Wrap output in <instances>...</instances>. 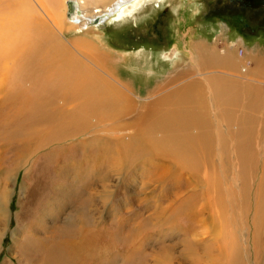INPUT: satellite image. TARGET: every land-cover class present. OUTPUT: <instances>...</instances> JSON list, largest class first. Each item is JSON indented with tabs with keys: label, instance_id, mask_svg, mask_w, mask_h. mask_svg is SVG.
I'll return each mask as SVG.
<instances>
[{
	"label": "bare ground",
	"instance_id": "obj_1",
	"mask_svg": "<svg viewBox=\"0 0 264 264\" xmlns=\"http://www.w3.org/2000/svg\"><path fill=\"white\" fill-rule=\"evenodd\" d=\"M92 1L98 3L99 0H8V32L2 28L3 32L8 33V38L6 35L0 36V44L8 39V54L5 56L1 52L5 57L0 56V146L5 145L7 149L13 150L17 168L27 165L31 158L39 157L36 155L42 149L47 151L41 159L45 163L52 161L54 165H57L66 148L81 149L82 157L77 160L72 157L75 161L71 165H76L75 171L86 167V176L83 178L86 187H90L94 180L101 183L105 190L100 191L103 200L109 195L105 184L108 176L103 173L106 168L123 174L145 167L148 170L145 185L151 180L158 184L169 179L177 181L186 175L187 184H195L200 192L195 191L184 197L170 196L168 200L173 201L160 211L158 206L154 212L159 220L164 221L163 225L169 218L183 215L191 221L197 218L199 222L202 220L205 224H211L204 229V233L208 234L205 239H194L188 234L182 238L185 261L188 264H242L250 256L248 258V254H242L241 250L247 252L250 245L258 255L259 262L256 264H264V170L256 188V183L252 182L257 171H253L256 162L236 159V156L239 158L243 155L242 149L238 148L242 146L239 142L234 158L241 167L237 171L238 176H233H237L239 187L236 190L227 187L226 196L220 195L226 192L222 185L218 186V192L216 189L211 192L210 188H215L221 180L227 182L228 177L225 176L227 170L223 167L221 155L217 152L218 138L215 137L216 158L211 146L215 135L212 129L215 127L211 126L214 121H211L204 107L207 104L202 94V82L196 80L186 83L188 80H184L183 71L178 70L173 72L174 75H164L158 79L145 94L138 93L132 84L120 77L119 67L116 71L115 64H119L120 56L115 52L112 42V45L109 43L102 47L96 39L72 41L65 35L71 29L83 30V33L92 31L93 22L96 26L95 22L105 19L111 22L132 15L137 7L148 0H112L106 5ZM67 5L71 13L67 12ZM5 6L0 3V8ZM171 51L165 55L170 61L179 55L177 48ZM203 51L200 48L199 57ZM225 53L224 56L214 55L217 57L212 58L205 55L201 61L214 67L223 64L226 70L234 72L239 66L234 60L235 55L230 51ZM201 61L195 62L201 65ZM242 71L245 72L246 68L242 67ZM223 73L231 75L230 71ZM227 83H224L225 88L231 90L233 81ZM216 88H210L209 94L213 108L218 102ZM39 93H43L40 103L44 118L31 123L28 116L25 119L22 114L24 116L29 104ZM227 95L231 101V94ZM22 118L23 125L16 126V122ZM87 134L89 136L84 137ZM218 142L221 150H225L221 140ZM219 167L224 174L222 178L218 176L220 173L217 174ZM67 169L70 171L72 168H58ZM247 172L249 178L246 177ZM97 174L102 175L95 177ZM76 177L79 176L76 174ZM125 184L128 187V182ZM91 197L90 194L89 200L81 202V219L76 222L73 219L76 217L70 218L65 226L52 231L53 235L50 236V239L55 237L61 240L59 247L72 254L74 264H84L86 259L99 257L102 252L101 245L97 243L102 242L101 233L95 235L98 229L93 228L94 222L86 212V207L93 205ZM252 197L256 200L249 225L252 208L249 202H252ZM204 198L207 200H202ZM232 198L236 200H230ZM3 202L6 203L5 197ZM227 206H231L230 209ZM237 207H242L244 211L239 224L236 222L235 225L228 212L233 214ZM204 210H207L208 218L199 219ZM221 218L224 221L218 225ZM243 220L247 228L240 233ZM230 223L234 230H239L238 233L229 229ZM132 225L126 237L135 243L133 235L140 230V224ZM244 226L241 228L245 229ZM89 246L90 250L85 249ZM259 255L262 256L261 261Z\"/></svg>",
	"mask_w": 264,
	"mask_h": 264
},
{
	"label": "rangeland",
	"instance_id": "obj_2",
	"mask_svg": "<svg viewBox=\"0 0 264 264\" xmlns=\"http://www.w3.org/2000/svg\"><path fill=\"white\" fill-rule=\"evenodd\" d=\"M111 1L92 2L106 5ZM0 3L6 5L5 8H0L2 25L0 28L8 32V13H6L8 0H0ZM67 7V12L71 13L70 6L67 5ZM245 7L250 6L246 5L244 0H148L137 7L132 15L111 22H108L109 19L95 22L96 26L93 22L91 23L94 27L92 31L83 33V30L71 29L65 35V38L72 41L85 40V38L96 39L102 47L112 42L116 48L114 51L120 56L119 64H115L116 71L119 67L120 77L132 84L138 93L145 94L153 88L151 85L156 84L158 79L163 78L164 75H174L173 72L178 70L183 71L184 80H188L186 83L196 80L202 82V94L208 105L204 107L207 108L211 121H214L211 126L215 127L212 129L215 135L211 146L216 158L215 137L218 138L217 152L220 153L223 167L227 170L225 173L228 177L227 182L221 180L225 184L220 181L215 188H210L213 192L222 185L227 194L222 189L221 196L228 195L227 187L233 190L239 187L237 171L241 166L236 159L243 161L251 159L256 162H254L253 171H257L252 181L256 183V188L264 170V29L260 27V23L250 22L249 16L245 13L247 9H243ZM3 29L0 31L2 33L0 36L6 35L8 38V33L3 32ZM2 42H7V45L0 44V56L5 57L8 54V39ZM176 48L179 50V55L170 61L165 55ZM200 48L204 51L199 57ZM224 51H230L235 55L234 60L239 66L234 72L226 70L223 64L214 67L201 61L205 55L211 58L217 57L214 55L224 56ZM196 60L201 61L202 64L197 63L200 65L197 66ZM3 61L2 64L5 62ZM242 67L246 68L245 72L242 71ZM226 71H230L231 75L223 73ZM205 78L206 81H204ZM216 78L217 81H215ZM231 80L234 87L228 90L224 83L228 85L227 82ZM210 88L217 90L216 108L211 106L213 103L209 99ZM227 93L231 94V101L228 100ZM42 94H36L24 116L22 114L25 119L28 116L31 123L44 118L40 103ZM137 99L142 100L139 97ZM23 122L22 118L15 125L21 126ZM88 136L87 134L84 137ZM220 140L225 150H221L218 142ZM239 142L242 143L241 147L238 145ZM236 146L242 149L243 155L239 158L236 156L235 159L234 155L238 149ZM69 148L64 150L65 153L60 156L57 165H54L52 161L45 163L41 159L42 154L47 151L42 149L36 155L39 157L35 156L36 158H31L27 165L17 168L14 164L13 150L7 149L5 145L0 146V264H74L72 254L59 247L61 240L55 237L50 239V236L53 235L52 231L65 226L70 218L76 217L73 218L76 222L82 218V214L79 213L81 202L89 200L90 194L93 205L86 207V212L94 222L93 228L98 229L95 235L101 233L102 242L97 243L101 245L102 254L91 260L84 259L86 261L84 264H188L183 256L182 238L187 237L188 234L194 239L201 237L205 239L208 234L204 233V229L211 224H205L202 220L199 222L197 218L191 221L188 220V216L183 215L180 218H169L163 225L164 221L159 220L154 212L158 206L160 211L164 205L171 203L173 200L171 202L168 200L170 196L184 197L195 191L200 192L198 186L196 187L193 183L192 186L187 184L186 175L177 181L169 179L158 184L151 180L148 185H145L144 181L148 173L145 167L123 174L106 168L103 173H107L108 176L105 184L109 195L103 200L100 191L105 192V190L102 189L101 183L94 180L90 187H86L83 179L86 176V167L75 171L76 165H71L72 161L82 157L81 149L69 150ZM61 166L64 169L67 167L73 170H58ZM218 173L221 174L218 176L222 178L224 174L220 167ZM179 174L176 173V175ZM101 175L97 174L95 177ZM234 175L237 176L233 178ZM248 176L249 172L246 174L247 178ZM125 182H128V187ZM4 197L6 203L3 202ZM251 200L249 225L256 199L252 197ZM176 201L180 202V200ZM230 207L227 206V209ZM235 209L233 214L228 212V215L236 225L244 209L242 207ZM5 211L6 214H4ZM207 216V210H204L199 219L208 218ZM222 220L224 221L221 218L217 224H221ZM242 223L245 224V220ZM131 224L141 226H139L141 231L138 229V233L133 235L135 243L130 242L126 237L130 233ZM243 224L241 227L244 226ZM241 227L240 233L247 228L246 224L245 229ZM229 229L234 230L231 223ZM234 231L233 233H238L239 230ZM243 245L242 242V248ZM248 247L247 252L241 250V253H247L250 259H244L242 264L258 263L255 249L252 246ZM85 249L91 248L89 246ZM237 249H234V252H237ZM259 257L261 261L262 256L259 255Z\"/></svg>",
	"mask_w": 264,
	"mask_h": 264
},
{
	"label": "crops",
	"instance_id": "obj_3",
	"mask_svg": "<svg viewBox=\"0 0 264 264\" xmlns=\"http://www.w3.org/2000/svg\"><path fill=\"white\" fill-rule=\"evenodd\" d=\"M251 8L252 9H247V11H245V13L250 18V22H252V24L260 23V27H263V29H264V11H263L264 6L257 5L256 8H254V7H251Z\"/></svg>",
	"mask_w": 264,
	"mask_h": 264
},
{
	"label": "flooded vegetation",
	"instance_id": "obj_4",
	"mask_svg": "<svg viewBox=\"0 0 264 264\" xmlns=\"http://www.w3.org/2000/svg\"><path fill=\"white\" fill-rule=\"evenodd\" d=\"M244 2H245L246 5L250 6V7H245V8H243L244 10H245V9H252L251 7H254V8L257 7V5H255V4L253 5L254 0H244ZM243 21H244V20H243Z\"/></svg>",
	"mask_w": 264,
	"mask_h": 264
},
{
	"label": "water",
	"instance_id": "obj_5",
	"mask_svg": "<svg viewBox=\"0 0 264 264\" xmlns=\"http://www.w3.org/2000/svg\"><path fill=\"white\" fill-rule=\"evenodd\" d=\"M253 4L264 6V0H254Z\"/></svg>",
	"mask_w": 264,
	"mask_h": 264
}]
</instances>
